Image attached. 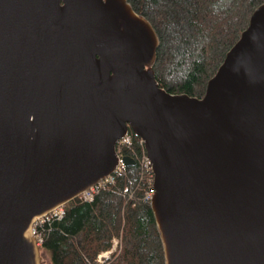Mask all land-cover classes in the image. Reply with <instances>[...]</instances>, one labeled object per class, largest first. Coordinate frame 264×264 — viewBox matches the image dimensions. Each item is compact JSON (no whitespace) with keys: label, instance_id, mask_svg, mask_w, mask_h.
<instances>
[{"label":"water","instance_id":"1","mask_svg":"<svg viewBox=\"0 0 264 264\" xmlns=\"http://www.w3.org/2000/svg\"><path fill=\"white\" fill-rule=\"evenodd\" d=\"M159 45L128 0H0V264H44L35 221L113 174L130 130L165 264H264V2L202 97L160 85Z\"/></svg>","mask_w":264,"mask_h":264},{"label":"trees","instance_id":"2","mask_svg":"<svg viewBox=\"0 0 264 264\" xmlns=\"http://www.w3.org/2000/svg\"><path fill=\"white\" fill-rule=\"evenodd\" d=\"M128 1L150 20L160 38L154 66L160 85L171 93L197 97L204 96L208 81L264 2ZM117 146L125 154H135L130 146ZM147 185L137 166L124 167L93 201L76 200L62 219L42 226V252L51 264H165L151 203L144 200ZM120 235V253L99 263L98 255L112 248L113 238Z\"/></svg>","mask_w":264,"mask_h":264},{"label":"built area","instance_id":"3","mask_svg":"<svg viewBox=\"0 0 264 264\" xmlns=\"http://www.w3.org/2000/svg\"><path fill=\"white\" fill-rule=\"evenodd\" d=\"M122 143V145L130 146L134 150L135 154H125L121 149H118L117 146V152L120 157V163L117 167V169L114 171L113 174L107 176L91 188L85 190L79 197H77L74 201H71L70 203L66 205H62L50 214L38 218L34 225H33V234L37 239V244L42 245L44 240V234H43V228L42 226L46 223L51 222L52 220H60L64 217L66 210L70 205L75 202L76 200L79 201H93L97 195L102 191V189L112 185L116 180V174L124 169L126 167L124 163L122 162V158L126 155L132 156L136 160V165L138 169L141 170V177L145 179L147 185V189L144 192V200L147 202L152 201V198L155 193L154 188V172H153V166L152 162L148 156V153L145 148V143L142 138L139 137V140H135L134 136L130 131L119 140L118 145ZM138 147V149H136ZM122 245V236L121 237H114L113 238V246L109 250L103 251L98 255V262L103 263L106 259L110 258L113 253L117 251L118 248L121 250Z\"/></svg>","mask_w":264,"mask_h":264},{"label":"rangeland","instance_id":"4","mask_svg":"<svg viewBox=\"0 0 264 264\" xmlns=\"http://www.w3.org/2000/svg\"><path fill=\"white\" fill-rule=\"evenodd\" d=\"M122 235H120V236H118V237H121ZM112 243H113V240H112ZM112 246H113V244H112ZM120 247H122V245L120 246ZM120 248H118L117 249V254H119L120 253ZM115 252V253H116ZM102 253V252H101ZM42 254H43V258H44V264H51V262H50V260H49V256H48V254L46 253V252H42ZM97 261H98V257H97Z\"/></svg>","mask_w":264,"mask_h":264}]
</instances>
